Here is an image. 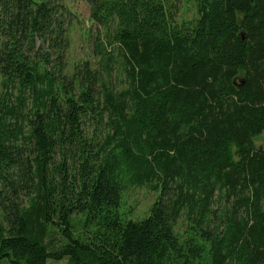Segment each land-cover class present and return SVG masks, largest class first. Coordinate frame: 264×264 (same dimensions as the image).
Segmentation results:
<instances>
[{"label": "trees", "instance_id": "obj_1", "mask_svg": "<svg viewBox=\"0 0 264 264\" xmlns=\"http://www.w3.org/2000/svg\"><path fill=\"white\" fill-rule=\"evenodd\" d=\"M85 1L102 62L69 71L67 0H0V264H264V0Z\"/></svg>", "mask_w": 264, "mask_h": 264}, {"label": "rangeland", "instance_id": "obj_2", "mask_svg": "<svg viewBox=\"0 0 264 264\" xmlns=\"http://www.w3.org/2000/svg\"><path fill=\"white\" fill-rule=\"evenodd\" d=\"M67 5L74 13V18L68 27V47L65 52V63L68 65V70L72 71L77 65L85 62H89L92 66H98L101 61V54L97 53L95 44L98 37H101L100 29L92 23L90 20V8L85 0H67ZM177 19L179 21H185L193 19L196 16V7L193 2L187 0H178L177 2ZM107 48L114 53L115 58L111 64L112 74L108 80L113 87H121L123 84V77L120 72L121 58L118 57V45L109 46ZM14 96L10 99V102L17 104L16 99L18 92L14 91ZM0 97L3 101H9V97L2 88V76L0 75ZM27 112V109H24ZM23 116H20L18 121L22 122ZM16 118L8 116L7 122L10 124H16L18 122ZM94 120L89 124L91 132L95 133ZM254 142L258 147L264 148V132L258 135ZM158 193L150 190L146 186H127V189L123 193L121 210L130 213V217L133 219H141L148 215L151 205L157 199ZM217 206V204L215 205ZM1 217V213H0ZM78 218V217H77ZM187 226L184 218L177 222L176 230L184 232ZM1 264H13L8 260ZM49 264H67L66 259L63 260H49Z\"/></svg>", "mask_w": 264, "mask_h": 264}, {"label": "water", "instance_id": "obj_3", "mask_svg": "<svg viewBox=\"0 0 264 264\" xmlns=\"http://www.w3.org/2000/svg\"><path fill=\"white\" fill-rule=\"evenodd\" d=\"M245 83V80L244 79H240V83L238 82H235L236 85L240 86L241 84H244Z\"/></svg>", "mask_w": 264, "mask_h": 264}]
</instances>
